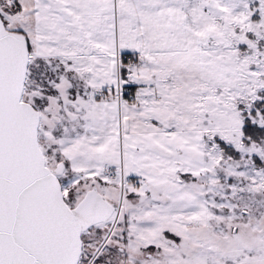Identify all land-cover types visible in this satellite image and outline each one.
<instances>
[{
	"label": "snow or ice",
	"instance_id": "obj_1",
	"mask_svg": "<svg viewBox=\"0 0 264 264\" xmlns=\"http://www.w3.org/2000/svg\"><path fill=\"white\" fill-rule=\"evenodd\" d=\"M0 264H264V0H0Z\"/></svg>",
	"mask_w": 264,
	"mask_h": 264
}]
</instances>
